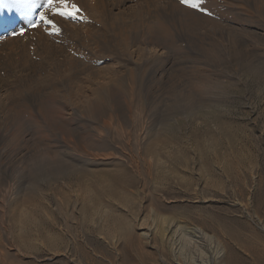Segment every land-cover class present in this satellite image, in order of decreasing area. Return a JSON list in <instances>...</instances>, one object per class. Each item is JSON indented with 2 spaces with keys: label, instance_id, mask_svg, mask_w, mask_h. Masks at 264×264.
Here are the masks:
<instances>
[{
  "label": "rangeland",
  "instance_id": "1",
  "mask_svg": "<svg viewBox=\"0 0 264 264\" xmlns=\"http://www.w3.org/2000/svg\"><path fill=\"white\" fill-rule=\"evenodd\" d=\"M152 1L165 6V0ZM72 2L80 8V0ZM116 3L117 0H108L110 7ZM239 3L241 0L221 1L226 5ZM56 8H60L59 4ZM87 12L81 9L82 14L78 13L76 19L49 15L53 24L59 25L63 20L78 32L80 45L64 29H60L59 35L46 24L40 30L53 42V60H63L64 54L81 61L87 59L86 64L77 68V90L71 92L69 99L78 101L77 96L86 95L95 102L94 95L109 70L116 82L123 83L125 95L121 100L132 106L124 110L127 123L108 119L113 129L107 135V145H90L85 139L96 137L98 122L90 120L86 125L87 107L70 100L68 115L73 114L72 107L78 106L82 114L77 117L82 123L75 122L68 128L77 131L76 137L46 138L43 144L48 148L38 144L46 149V156L31 147L29 154L26 151L13 157L10 170L0 169V264H193L176 255L175 250L184 245L183 236L188 237L189 233L203 243L197 231L212 234L222 243L226 255L220 264H264V21L229 25L242 32L227 28L226 38L236 37L238 43H225L223 48L220 37L217 44L206 49L215 52L218 48V58L205 53L203 45L218 38V33L206 30L209 38L193 41L187 39V31H182L179 23L173 33L174 43L184 54L177 47L169 51L161 45L153 51L158 57L151 65L152 61L143 62V55L141 61L136 46L123 49L121 45L118 59L97 51L84 55L81 46L92 47L96 31L110 42L115 41L114 24L118 21L115 14H108L112 25L107 23L105 30L102 15ZM132 12L133 9L127 11L118 21V28L129 36L142 33L146 22L157 20L140 11ZM164 16L181 22L178 15ZM208 27L204 23V29ZM205 34L203 30L201 37ZM127 52L134 64L125 55ZM164 53L168 54V61H163ZM23 54L13 56L15 62L0 63V92L22 86L32 91L24 98L34 104L50 96L43 89V78L33 72L29 63L28 72L12 69L20 60H28ZM39 62H43V56ZM162 62L164 67L160 68ZM145 64L150 65L148 73L156 74V78L176 77L167 85L146 82L148 94L139 88L132 92L130 76H143ZM71 67L74 68L73 64ZM145 78L146 75L142 79ZM206 79L216 84L203 91L192 89L194 82ZM64 82L61 79L58 85ZM88 86L95 88V92ZM2 94L0 146L9 128L5 124L9 112L1 108V104L9 103ZM64 94L67 93L62 91L55 98L62 103L68 99ZM30 101L26 102L31 106ZM22 111L25 112L23 108ZM4 115L5 121L1 120ZM79 124L85 126L80 128ZM144 134L149 135L143 140ZM53 150L60 154L49 155ZM104 153H113L117 158L110 162L91 159L93 154ZM9 189L12 193L22 191L17 203L5 199ZM161 218H165L164 227L172 228L168 239L155 233ZM121 222L127 226L122 228ZM171 238L176 241L175 246ZM190 249L186 254L198 257ZM213 257L209 250V264H218Z\"/></svg>",
  "mask_w": 264,
  "mask_h": 264
},
{
  "label": "bare ground",
  "instance_id": "2",
  "mask_svg": "<svg viewBox=\"0 0 264 264\" xmlns=\"http://www.w3.org/2000/svg\"><path fill=\"white\" fill-rule=\"evenodd\" d=\"M44 1L45 0H40L41 7L37 8L34 12H32L30 17L25 18L17 14H12V15H5L3 19L0 20V63L3 60L15 62L16 59H14L13 56H15L19 52L24 53L23 55L27 56L26 59L28 60L25 63L20 60L19 63L17 65H14L12 69L14 70V72H19V73L28 72L27 70L29 69V67H27V64L29 63L31 65V68L34 69L33 72L35 73L37 72L39 77L43 78L42 82L46 84L43 89L45 91H48L47 94L50 96L47 99L37 100L33 104V100L30 101V99L26 100V98H24L25 95H28L32 91L26 90V88L23 89L22 86L19 88L18 87L9 88L4 92H0V93H4L2 95L5 96L6 101L9 103L7 105L1 104V108L4 109V112H9L8 113L9 119H7V121L5 122V124L8 123L9 128L7 131H5L6 134H4L2 144L0 146V169L9 167L10 170L11 167L10 163L12 162L13 157L16 158V156L22 155L26 151L29 154L30 152L29 148L31 147L37 149L41 155L46 156L47 154L45 152L46 149H42L38 146V144H40L44 146V148H48V145L43 144L44 142H46V138H50V137L59 138L61 135L70 136V138L76 137L77 131L75 129L70 130L68 128H72L75 122L82 123V121H80V119L77 118L79 117L78 113L80 115L82 114L78 106V107H72L71 110L73 114L68 115V110H69V106L71 105V101L72 103L80 104V107L81 106L87 107L86 112L88 113L87 115L88 118L85 117L84 115L83 116L85 118L82 116L85 120L86 125L89 123L90 120H95V122H98V126L95 128L96 137L93 136L90 137V139H85L90 145L93 146L107 145V137H108L107 135H109V133L113 129L112 123L108 121L116 120L117 122L127 123V117L124 116V112H125L124 110H129V108L132 107L131 104H127L126 102H123L121 100L123 95H125V93L123 92L124 91L123 83L116 82V80L112 77L113 73L110 72L109 70L105 72L104 75L105 79L98 86V92L94 95L95 97H97V100L95 102H92L91 98L86 95L77 96L76 99L78 101H74L72 100V98L69 99V95L71 94V92H73V90L76 89L75 74L77 68H79L81 64H86L85 61L87 59L84 58V60L81 61L79 58L74 59L73 56H69V55L66 56L65 54L62 57L63 60L61 59L53 60L54 58L52 59L53 54L55 52L51 49L53 47L50 46V44L53 45V42L49 40V37L43 34L44 31L40 30L42 29L41 26L45 24L39 22L38 20L40 12H44L45 16L49 20L51 18L49 16L51 15V12L46 10L43 6L45 3ZM72 1L74 0H69V7H71V4L73 3ZM221 1L222 0H213L211 2H206L204 5L201 6L202 11L199 12L196 10L192 11L186 9L174 0H165L163 2L165 6H161L159 3H156L155 1L152 0H117V3L112 5L113 8L108 5V0H100V2H94V0H80L81 3L80 8L84 9L85 11H88L87 13L89 15L91 14L102 15L103 19L101 18V24L102 26H104L105 30H107V23L112 25L109 22V18H107L108 14H115L114 17L117 16V20L120 21L123 19L122 16L127 14V11L133 9L134 12L132 13H137V11H140V13H145L151 17L157 18L156 21L151 20L146 22V26H145L146 30H144L142 33L140 31L134 34L133 36H129L126 31L124 32L121 28L119 29L118 28L119 22L117 21L114 24V27L117 31L114 32L113 35L116 38L115 41L110 42L105 36L99 34V32L96 31L94 37H92L91 39L92 41L94 39L93 41L94 44H91L92 47L90 48H85L84 46H81L82 53L84 55H93L94 51H97L98 53H102L103 56L105 55L107 57L110 56L112 57L115 55L114 58L118 59L119 57L117 56V52L120 50L121 45L123 49L136 46L139 50L141 61H142L141 55H143L144 58L143 62L147 63L149 61H152L151 63L152 65L153 63L157 62L158 54L156 51H155L156 53H154L153 51L156 50L158 46L161 45L166 46L164 48L168 49L169 51L170 49L171 51H173V49L176 50L177 47L178 51L181 54H184L180 49V46H176V44L174 43L175 34L173 33H175V31L178 30L179 26L177 25H179L180 23V29H182V31L184 30L187 31V39L188 38L191 40L193 39V41L202 38L205 39L209 38V34L207 33L206 30L212 31L214 34L218 33V38H212L205 43H203V41L201 40V43H203V45L205 46L204 52L209 53V55H211L212 57L218 58L220 52L218 48L217 50H215V52L206 49L210 48L212 44H217L220 37L222 40L219 42L221 43V46L223 48L225 43L233 44L235 42L237 44L238 40L236 39V37L226 38L225 31L227 28H229L230 31L233 30L236 31L239 34L242 32L240 29L238 28L233 29L229 25H231L233 22L239 24H245V23L259 24V21L262 22L261 19L264 21V0H241V3L237 5L221 4ZM134 2L136 3L134 4ZM55 7H57V5H55ZM169 13L180 16L181 22L180 20L179 22L178 21L174 22V20L169 19L168 16H164V15H169ZM206 13H211L212 16H206L205 15ZM31 23H38L39 26L33 28L30 26ZM204 23L205 25L208 24L210 27L204 29ZM58 24L59 25L56 24V26L59 29H64L65 31H69L72 36L71 38H74V40H76L75 42L80 45V40H79L80 35L78 32L74 31L73 28H70L68 23L64 22L63 20L58 22ZM210 28H212V30ZM203 30H205L206 34L205 36L201 37ZM20 33H24V34L20 35ZM166 43L169 44L166 45ZM195 46L197 47V44H195ZM28 47L30 49H28ZM125 55L128 56L131 62L134 64L131 53L127 52L125 53ZM42 56H43V62H39V59ZM163 57H164L163 61L166 60L168 61L169 59L168 54L164 53ZM50 58H51L50 61L52 63L47 62V60ZM231 58H233L232 55ZM185 61L186 60L183 61V64L185 63ZM252 61L253 60H250L251 63L249 64L253 65ZM34 64H41L40 67H44V68L33 66ZM72 64L74 68L71 67ZM149 66L150 65L148 64L144 65L142 69V73L144 74L143 76H140L141 78L138 75L130 76V81H131L130 85L132 92H135L136 89L139 88V91L141 92L143 91L146 92L145 94H148L150 90L146 82L151 83L153 85L155 84L167 85L171 83L173 78L176 77L173 76L172 79L171 76L169 78H165V77L156 78L157 76L156 74L148 73ZM162 67H164L163 62L160 68ZM165 72H167V70L164 71L162 74H164ZM145 75L146 78L142 79ZM137 78H140L139 79L140 81H138ZM188 78H190L189 75ZM61 79L66 80V84L65 82L64 84H62L63 86L58 85ZM175 83L176 81L175 82L173 81V85H175ZM215 84L216 83H213L212 80L206 79L205 81L194 82L192 89L195 91H203L205 89L212 87ZM88 87L90 91L95 92L96 90L95 88L90 86ZM11 90L14 91L11 92ZM62 91L67 93L64 95L68 96V99L60 103L55 97H59V93H61ZM12 93H15L17 95L16 98H14ZM28 100L30 101V104H32L31 106L26 102ZM24 102L27 106H25ZM123 104L125 105V107L123 106ZM21 105L22 107H20ZM12 106L16 107L17 110L15 108L13 109ZM22 108L25 110V112L22 111ZM5 118L6 117L4 115L1 118V120L5 121ZM131 121L135 122L133 118L131 119ZM120 124L121 125H119V127L122 130L123 127L122 123ZM79 125L80 128H83L85 126V124L83 125L79 124ZM116 127L118 128L117 125ZM118 132H120V130H118ZM120 134H123V132H120ZM148 135L149 134H144L142 136L144 138L142 139L144 140ZM15 142H19V145H17L18 143L16 144L17 146L14 145ZM53 151L54 153H51L49 155L58 156L60 154L59 151L56 150ZM76 151L79 152L78 149L74 150V152ZM89 153H87L86 155H89ZM80 154H82V151L80 152ZM91 156H93L91 159L94 162H98V161L110 162V161H115V159L117 158V156H114L113 153L112 154L104 153L102 155L93 154ZM21 192L22 191H17L16 193H12V189H9V191L7 192L8 195L7 197H5V199L8 198L9 201L17 203L21 197L22 194ZM6 200L4 202L7 203ZM117 221L114 220L113 223L117 224ZM164 224H165V218H161L158 229L156 230L154 229V230L155 233L159 234L163 239H168L169 234L172 232V228L170 227L167 228V226L164 227ZM121 225L122 228L123 226L125 227L127 226L125 222H121ZM175 225L177 226V224ZM180 227L182 228V226ZM177 232H179V230H177ZM189 232L187 231V233ZM190 234L191 233H189V235ZM196 234L197 235L200 234V238L203 243H198V241L194 240L193 237H191V235L190 236L188 235V237L183 236V238H186L185 243L183 246L179 245L180 248L178 250H175V254L184 257L186 261L187 259H190L193 262V264H209V262L211 261H209L208 259V253L209 250H211L213 251L214 254L213 257L214 262L220 264V260L223 259V257L226 255V250L223 247L222 243L215 236H213L212 234L209 235L205 231H199V232L197 231ZM172 238L174 240L177 239L176 237L175 238L172 237ZM172 238L170 239V242L171 244H173V246H175L176 241L173 242ZM192 247H195V249H190ZM225 247L227 246L225 245ZM188 248L193 252V255L197 254L198 257L196 256L189 257L191 255L186 254ZM182 260L184 261V259H181V261Z\"/></svg>",
  "mask_w": 264,
  "mask_h": 264
},
{
  "label": "snow or ice",
  "instance_id": "3",
  "mask_svg": "<svg viewBox=\"0 0 264 264\" xmlns=\"http://www.w3.org/2000/svg\"><path fill=\"white\" fill-rule=\"evenodd\" d=\"M179 3L190 9L202 11L201 6L206 3V0H179ZM57 4L60 6L59 9L55 7ZM40 7V0H0V20H2L5 15L12 14L27 18L30 17L32 12ZM44 8L50 11L53 16H58L64 19H76L78 13L82 14L81 9L74 3L71 4L69 9V0H45ZM38 20L39 22L54 28L56 35L60 34V29L45 16L44 12H40ZM30 26L35 28L38 27L39 24L31 23ZM23 34L24 33H20V35Z\"/></svg>",
  "mask_w": 264,
  "mask_h": 264
}]
</instances>
